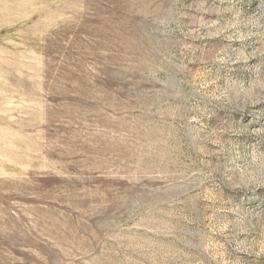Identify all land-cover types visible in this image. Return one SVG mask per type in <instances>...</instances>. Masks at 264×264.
<instances>
[{
  "label": "rangeland",
  "instance_id": "1",
  "mask_svg": "<svg viewBox=\"0 0 264 264\" xmlns=\"http://www.w3.org/2000/svg\"><path fill=\"white\" fill-rule=\"evenodd\" d=\"M0 264H264V0H0Z\"/></svg>",
  "mask_w": 264,
  "mask_h": 264
}]
</instances>
